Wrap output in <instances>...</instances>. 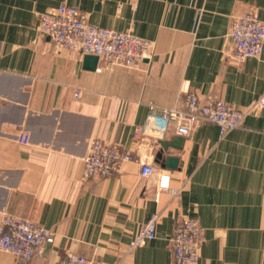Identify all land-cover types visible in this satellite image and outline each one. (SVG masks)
<instances>
[{
    "label": "crops",
    "instance_id": "obj_1",
    "mask_svg": "<svg viewBox=\"0 0 264 264\" xmlns=\"http://www.w3.org/2000/svg\"><path fill=\"white\" fill-rule=\"evenodd\" d=\"M64 3L152 40L153 56L136 67L102 58L88 67L42 31V15ZM247 12L264 19V0H0V217L9 211L56 234L25 264H64L68 253L96 264H176L172 235L187 217L203 228L195 264H264V106L224 135L209 122L189 136L136 132L152 104H181L187 85L241 109L264 96V47L258 57L233 56L232 26ZM95 138L135 159L85 176ZM162 141L174 144L164 157H178L176 168L158 161ZM143 163L157 172L143 177ZM154 214L157 236L131 250ZM0 264L20 263L0 250Z\"/></svg>",
    "mask_w": 264,
    "mask_h": 264
},
{
    "label": "built area",
    "instance_id": "obj_2",
    "mask_svg": "<svg viewBox=\"0 0 264 264\" xmlns=\"http://www.w3.org/2000/svg\"><path fill=\"white\" fill-rule=\"evenodd\" d=\"M41 27L57 46L70 48L81 54H95L106 60L109 66L136 67L154 54L152 40L130 31H119L91 22L77 7L62 4L41 18ZM233 56L238 60L258 57L264 47V19L254 12L238 17L232 26ZM183 102L172 108H159L152 104L147 121L138 126L139 136L153 135L163 139L172 129L182 136H189L201 123L219 126L224 135L240 127L247 114L264 106V96L248 109H241L219 98L203 100L199 94L184 86ZM22 140L29 141L24 135ZM132 151L119 144L95 138L84 159L85 176H108L118 171L121 163L134 160ZM157 172L156 164L143 163L141 175L150 177ZM160 185L170 186V176L162 174ZM177 193V190H172ZM158 214L144 222L130 243V249L146 244L157 236ZM203 228L200 220L187 217L178 222L172 235L173 260L176 264H195L200 255ZM55 232L33 220L4 211L0 217V250L9 252L20 264H25L36 255H43L47 244L55 240ZM64 264H96L84 255L68 253Z\"/></svg>",
    "mask_w": 264,
    "mask_h": 264
},
{
    "label": "water",
    "instance_id": "obj_3",
    "mask_svg": "<svg viewBox=\"0 0 264 264\" xmlns=\"http://www.w3.org/2000/svg\"><path fill=\"white\" fill-rule=\"evenodd\" d=\"M232 38V36H231ZM233 40V39H232ZM86 62H88V67L95 68L97 66L99 56L95 54H86L85 55ZM184 138L177 139V143L180 144L183 142ZM162 149L157 154L158 161H161L163 159H166L165 163H163V166H168L170 168H176L178 166L179 158L176 156H166L164 157V151L169 148V146L174 145L172 142L169 141H162Z\"/></svg>",
    "mask_w": 264,
    "mask_h": 264
}]
</instances>
